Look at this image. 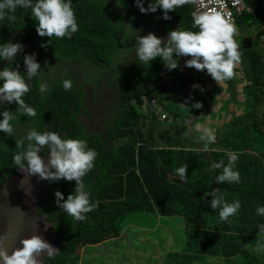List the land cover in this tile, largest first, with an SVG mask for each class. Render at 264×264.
<instances>
[{
	"label": "trees",
	"instance_id": "trees-1",
	"mask_svg": "<svg viewBox=\"0 0 264 264\" xmlns=\"http://www.w3.org/2000/svg\"><path fill=\"white\" fill-rule=\"evenodd\" d=\"M80 2L83 12L93 2H99L94 12L104 30L95 41V46L103 55V51H109L112 56L116 53L111 47L101 45L108 37H113L115 45L122 48L132 33L139 35L141 32V36L145 35L151 31V26L158 37L162 35L156 32L157 29L166 31L164 36L178 27L198 30L192 28L191 5L169 12L171 18L165 20L159 8L155 13H141L135 0ZM148 2L144 0L145 8ZM251 7V11L245 10L235 15L237 29L239 24L248 29L257 22H264V0H255ZM27 12L31 16V10L27 9ZM18 21H22L21 16ZM130 21H139V25L130 26ZM140 23L143 30L138 28ZM78 24L80 29L87 31L79 18V11ZM4 28L9 37V25ZM260 44L252 38L239 45L241 60L234 69L235 76L219 85L206 70L195 69L193 78L199 88H193V84L187 81L180 57L179 67L171 71L165 68L159 57L147 64L139 59L137 63L131 62L130 66L124 67L129 73L123 79L125 86L120 95V101H130L121 103L116 116L110 124L107 123L104 135L89 134L82 130L64 101L63 81L53 84L42 102L36 93L27 99L29 106L47 107L54 121L56 107L61 106V113H70L67 119L62 117L61 125L68 130V138L86 141L88 147L97 153L94 167L83 177L85 191L96 207L85 213L83 220L68 216L56 204L54 195L59 190L66 200L68 194L74 192L75 180L56 181L55 186L39 201L38 211L47 213L48 219L54 222L59 236L57 243L60 245L59 254L47 257L45 264H82L85 246L100 245L111 238H120L123 233L120 221L139 213L172 219L177 224L176 229L164 232L166 240L155 237L156 241L147 256H141L142 252H139V264L264 262L263 256H259L264 254V248L259 244L260 237L264 238V232L259 230V226L264 225V215L257 213L258 207H264V106L260 104L264 98V47ZM105 62H108L106 58ZM160 71H164L166 80H171L174 88L183 93L184 100H166V95H169L167 89L162 88L159 93L164 83ZM235 81L242 86H234ZM237 90L243 95L242 100L235 97ZM224 94L228 97L225 98ZM153 99H160V102L151 108ZM244 99L246 107L243 105ZM185 101L187 106L183 105ZM195 101L201 102L202 108L192 107ZM214 103L220 106L212 109L210 105ZM231 103L241 104L244 112L238 114L231 111L227 108ZM11 104H0V120L5 109L15 117L10 122L12 125L30 118L13 111ZM161 106L169 112L171 121L160 119L157 108ZM204 108L208 111L206 117L213 111L231 112L230 120L215 129L216 142L209 145L212 149L210 152L202 150L203 142H197L201 133L197 136V132L186 128L190 115L196 116L195 123L203 121L198 115ZM34 118L37 120L36 116ZM42 127L43 120L39 117L33 128L41 131ZM24 138L16 139L0 131V178L3 177V181L18 171L13 165V156L20 151L16 148V140ZM24 143L26 146L28 141L24 139ZM227 152L238 155L234 170L239 172L240 179L239 182L218 184L215 177L222 170L213 169L211 165L221 160L227 164ZM185 164L188 166L187 175L181 180L176 170ZM213 189H218V194L227 202L240 203L237 213L226 221L220 220L218 209L211 208L212 197L207 194ZM248 246L252 250H248Z\"/></svg>",
	"mask_w": 264,
	"mask_h": 264
},
{
	"label": "clouds",
	"instance_id": "clouds-1",
	"mask_svg": "<svg viewBox=\"0 0 264 264\" xmlns=\"http://www.w3.org/2000/svg\"><path fill=\"white\" fill-rule=\"evenodd\" d=\"M141 13H155L157 9L163 12L162 18L170 19L169 12L185 5L195 6L191 12L192 28L197 31L183 30L180 27L170 30L166 37H158L153 32L147 35H136L135 50L140 61L145 64L161 58L168 71L179 67V57H190L185 60V67L194 68L197 71H205L219 85L235 76L234 69L240 63L241 53L239 44L234 39L237 28L231 20V14L227 11L225 0H149L148 7H144V0H135ZM18 9H30L31 17L37 22L36 31L41 37H70L78 30L75 12L71 6V0H0V20L7 18L15 21V13ZM46 47V45H42ZM22 46L19 43L6 42L0 47V59L14 61L15 56ZM175 54V56H174ZM27 80L37 75L40 64L35 59V53L25 55ZM0 102H15L17 111L28 117L36 116L33 107L25 103L23 96L29 91V83L25 76L21 75L18 67L10 66L0 70ZM65 91L72 87V81L65 79L63 82ZM193 88H199L197 84ZM46 83L40 85V91L44 92ZM201 91L203 89L201 88ZM191 99V98H189ZM187 106V101L183 104ZM202 103L195 101L194 108H202ZM166 114V113H165ZM163 114V115H165ZM0 120V131L9 136L13 134V126L10 123L15 117L13 113L5 109ZM162 118L165 119L167 116ZM201 135L197 142H203L202 150L210 152V144L216 142L214 131L209 128L199 129ZM24 139L28 141L25 146ZM24 139L16 140V148L20 151L13 156V165L25 175L21 180L23 184L28 177L37 176L40 180L47 181H76L74 192L69 193L67 199L57 190L54 195L56 204L68 216L75 220H83L84 214L91 212L96 205L89 200V194L85 191L83 177L94 167L97 153L88 147L87 142L77 138H62L57 131L39 132L35 128L29 129ZM50 150L48 161L38 153L42 148ZM228 162L223 160L213 162L212 168L222 170L215 177L216 183L239 182L240 174L234 170L238 155L235 152H227ZM188 166L185 164L176 170V174L183 180L187 175ZM212 197L211 208L219 210V218L226 221L234 216L240 208L239 201L227 202L218 189H213L207 194ZM257 213L264 215V207H258ZM264 232V225L259 226ZM8 238L7 233H0V261L2 264H42L39 257L46 253L47 257L57 254L58 248H54L48 241L35 232L28 237L20 238L22 247L14 248L11 254L4 246Z\"/></svg>",
	"mask_w": 264,
	"mask_h": 264
},
{
	"label": "flooded vegetation",
	"instance_id": "flooded-vegetation-1",
	"mask_svg": "<svg viewBox=\"0 0 264 264\" xmlns=\"http://www.w3.org/2000/svg\"><path fill=\"white\" fill-rule=\"evenodd\" d=\"M105 1L108 2L109 0ZM98 4L99 2H93V4L88 6L87 11L83 12L80 0H71L77 24L79 11V18L83 26H86L87 31L80 29L78 24V30L72 33L70 37L64 38L39 36L36 31L37 22L30 16L27 9H18L15 13L14 22L8 21L7 18L0 20V47L6 42L19 43L22 46L21 50L17 52L14 61L0 59V70H3L7 66L18 67L21 75L25 76L26 81L29 83V91L23 96L26 104H28L27 99L30 96H34L35 93L36 97L39 96L42 102L53 84L57 81L70 79L72 87L68 91L64 89V101L68 104L70 111L73 112L74 119L82 126V130L85 133L104 135L107 123L110 124L114 118V114L118 111V108L114 111L113 107H119L122 102L130 101L129 99L120 101L121 91L125 86L123 79L127 78L129 70L124 68L127 66L118 62V51L125 52L128 54V57H131V49L129 41H125L124 46L119 48L115 45L113 37H108L101 43V45L111 47L116 51L113 56L109 51H103V55L102 51L96 48L95 41L104 30L103 25L99 22L94 12ZM19 16H21V22L18 21ZM111 16H113L112 13ZM136 23L139 25V21L129 22L130 26L134 25L137 27ZM6 25L10 27L9 37L4 28ZM42 45H46V47H42ZM128 48L130 51H128ZM33 53H35V59L40 64V68L37 70L36 76L31 80H27L24 57ZM105 58L108 62H105ZM135 58L134 62L137 63L139 58L137 55ZM116 78L120 81L117 82ZM42 83H46L47 85L44 92L40 91ZM2 84L3 81L0 80V86ZM108 92L112 93L111 99H107L106 97ZM3 103L7 102H0V104ZM104 106H109V109L102 111ZM10 107L13 111L17 112L18 106L15 102H12ZM31 107L36 111L37 120L34 117H30L25 122L12 125L13 137L16 139L26 137L29 129H32L36 122L38 123L40 117L43 120V127L39 132L57 131L62 138H68V130L63 129L61 125L63 123L62 117L67 119L70 113H61L62 107L57 106V116L54 121L47 107ZM87 116L98 119L99 123L97 127H89V121L93 120H88ZM38 154L45 159L48 158L50 150L45 147ZM2 179L3 177H1V183L4 182ZM55 184L56 181H54V185L50 189Z\"/></svg>",
	"mask_w": 264,
	"mask_h": 264
},
{
	"label": "rangeland",
	"instance_id": "rangeland-1",
	"mask_svg": "<svg viewBox=\"0 0 264 264\" xmlns=\"http://www.w3.org/2000/svg\"><path fill=\"white\" fill-rule=\"evenodd\" d=\"M255 0H236L237 3L241 4V8L243 7L242 13L245 10L251 11L252 7L251 4ZM225 3L227 5V10H229V0H225ZM192 6V5H191ZM195 6H192L194 10ZM235 19H233L234 21ZM138 25V23H136ZM151 31H148L145 33L147 35L149 32H153L152 26L150 27ZM139 29L143 30L141 25L139 26ZM145 30V29H144ZM245 31V32H244ZM156 32L159 35H162L161 37H166L164 34L166 31L161 32L158 29ZM264 22H257L254 25L250 26L248 29L244 25L239 24V28L237 29V33L234 36V39L239 45H242L244 42H246L247 39H254V42L261 43L260 45L264 47ZM141 35V32L139 33ZM136 41V33H132L130 39H129V45L130 49L128 48V51H130V56L128 57V54L122 51H118V62L125 66H130L131 62L135 61V42ZM187 57H180V63L182 66V70L184 74L188 78V82L191 84H195L196 81L193 78L196 74V70L194 68H189L185 67V60ZM239 70V69H238ZM240 73V70L238 71V74ZM241 76V73L239 74ZM160 77H164V83L161 85L159 89V93L162 92V88L165 90L167 89L168 92L166 95V100H171V101H180L184 100L183 93L178 91V89L174 88V85L171 80H166L167 76L164 71H160ZM117 82L120 80L118 78L115 79ZM238 81H235L234 86L238 85ZM239 87L242 86V84L238 85ZM235 91V88H234ZM107 99L112 98V93H107L106 95ZM224 97L227 98L228 95L224 94ZM236 98L238 99H243V95L239 94V90L236 92ZM158 100V99H157ZM156 99H153L151 101V108L153 106H156L159 102L160 99L157 101ZM220 101V100H218ZM261 106H264V98H262L261 101ZM243 105L246 107L247 103H244ZM212 109H217L220 104L219 103H214L210 105ZM118 107H113V110L115 111ZM227 108H230L231 111H234L238 114H242L244 112V108L242 107L241 104L238 103H231ZM109 109V106H104L102 108V111H106ZM223 111V110H220ZM208 111L206 108H204L201 113L198 115L199 119H203L202 122L200 123H195L196 121V116L190 115L188 120L186 121L187 123V129L190 131H195L198 133H201L199 129L203 128H209L214 131L215 134V129L217 126L223 125L224 122L230 120L231 112L230 113H223V112H218V111H213L212 114L209 112L208 116L206 117V113ZM167 117L164 120L171 121V115L170 118L168 116L169 112L164 109L162 106L157 108V114L158 116L160 115V119L163 120L162 115L165 114ZM117 112L114 114V117L116 116ZM88 120H93L89 121V127L94 128L97 127L99 121L98 119L87 116ZM226 124V123H225ZM17 134V133H16ZM216 135V134H215ZM140 214V213H139ZM137 214V215H131V216H126L120 221V226L123 227V233L120 238H111V240H108L106 242H103L100 245H87L83 249L82 253V264H130L131 262L136 264L140 263V259L138 256H147L148 250L152 247L154 241H156L155 237H160L165 238V231L169 229H176L177 224L174 220H166L162 217H157L155 215L152 216H146L143 214ZM144 238V240H143ZM143 240V241H142ZM259 244L264 248V238L260 237ZM131 247V249H130ZM248 250H252L251 246L247 247ZM264 253V252H263ZM259 256H263L264 260V254H260ZM218 259V258H214ZM256 264H264V262L256 263Z\"/></svg>",
	"mask_w": 264,
	"mask_h": 264
},
{
	"label": "water",
	"instance_id": "water-1",
	"mask_svg": "<svg viewBox=\"0 0 264 264\" xmlns=\"http://www.w3.org/2000/svg\"><path fill=\"white\" fill-rule=\"evenodd\" d=\"M47 163L48 158L44 159ZM24 173L17 171L1 183L0 178V233H7L4 246L11 254L14 248L22 247L20 238L31 236L34 232L42 236L54 248L58 245L59 236L54 228V222L48 219L47 213H39L38 204L45 196L54 181L40 180L30 176L22 184ZM59 254V250L56 255ZM54 255V256H56ZM39 259L46 263V253ZM2 264V261H0Z\"/></svg>",
	"mask_w": 264,
	"mask_h": 264
},
{
	"label": "built area",
	"instance_id": "built-area-1",
	"mask_svg": "<svg viewBox=\"0 0 264 264\" xmlns=\"http://www.w3.org/2000/svg\"><path fill=\"white\" fill-rule=\"evenodd\" d=\"M253 1V0H251ZM242 10L243 7L241 8V4L237 3L236 0H229V10H227L228 12H230L231 14V20H234V23H236V17L235 15L238 14H242ZM163 117H165V115H163Z\"/></svg>",
	"mask_w": 264,
	"mask_h": 264
}]
</instances>
